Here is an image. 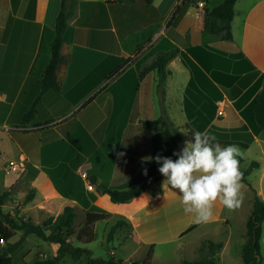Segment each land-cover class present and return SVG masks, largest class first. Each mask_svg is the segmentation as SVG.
<instances>
[{
    "label": "crops",
    "instance_id": "obj_1",
    "mask_svg": "<svg viewBox=\"0 0 264 264\" xmlns=\"http://www.w3.org/2000/svg\"><path fill=\"white\" fill-rule=\"evenodd\" d=\"M212 1L76 0L64 32L59 89L45 91L34 118L23 124L50 60L61 0H0V193L8 192L3 212L41 223L69 205L78 230L86 211H107L96 203L102 189L152 180L121 206L123 239L135 243L127 262L143 259L150 246L152 264L158 247L167 257L188 249L186 258H193L202 242L181 240L183 233L193 226L190 232L206 228L199 237L210 240L213 228L230 226L231 218L219 200L207 221L185 213L181 194L164 183L163 175L154 179L159 165L148 159L174 158L173 152L191 139V130L182 131L187 129L233 141L259 161L263 170L253 188L264 199V128L253 116L254 99L264 88V0L235 2L231 39L205 30L204 8L219 4ZM177 6L184 7L183 14L175 13ZM147 28L153 33H142ZM173 48L185 52L205 78L192 74L179 54L167 62L162 87L156 69L140 77L158 52ZM168 121L179 136L171 138ZM10 160L19 164L6 171ZM84 165L92 190L79 174ZM229 239L227 231L216 260ZM260 245L264 264V222ZM50 248L57 251L54 243ZM182 254L176 259L183 260Z\"/></svg>",
    "mask_w": 264,
    "mask_h": 264
},
{
    "label": "trees",
    "instance_id": "obj_2",
    "mask_svg": "<svg viewBox=\"0 0 264 264\" xmlns=\"http://www.w3.org/2000/svg\"><path fill=\"white\" fill-rule=\"evenodd\" d=\"M144 1L147 4H150L152 2V0ZM236 1L237 0H222V2L216 6H206L204 8L205 30L213 34H217L223 39H231L232 35L230 25L233 17V8ZM75 6L76 0H61L60 10L55 19L54 37L50 44V60L42 72L41 88L39 94L22 118L23 124L31 121L34 118L36 113V106L45 91L51 88L56 90L59 89L57 73L61 65H63L66 61L65 56L62 54L64 32L67 28L68 20L74 12ZM179 9L180 7L177 6L175 13L178 12ZM142 33L152 34L153 29L147 28ZM177 54L180 55L182 63L187 68H189L192 74L197 73L201 76H204L205 78L203 72L200 71L198 66L190 59V57L185 52H181L178 48L158 52L153 62L140 71V77L145 75V73H147L149 70L156 69L159 75L158 86L162 87V84L166 78L165 66L167 62ZM121 68L122 66L117 68L114 73L119 72ZM189 84H192V79H190ZM91 99L92 98H90V100ZM253 116L256 124L260 128H264V88H262V90L254 99ZM155 122V120L145 122V125H153ZM168 130L171 138L179 136L177 128H175L169 121ZM217 140L220 141L221 144L235 143L228 140ZM249 141L250 140H248V143ZM242 146L246 147V144H242ZM180 149H178L177 151H179ZM176 158L177 157L175 156L173 159ZM241 161L242 159L240 157V163ZM256 167H258V163L256 161H252L247 169H240L242 173L241 179L243 181H246L247 175L253 168ZM161 175V173L157 174L154 179H158V177H160ZM92 181L93 179H91V182ZM151 181H146L141 184L120 190L106 188L102 189L101 192L108 195L109 198L114 202L125 203L144 191L150 185ZM7 195L8 192L6 191L0 193V239L4 241L5 245L1 246L0 243V264H13L9 252L14 249L16 243H10L9 241L17 231H21L24 236L33 234L47 242L57 244V251L54 256L45 259L37 257L31 264H58L66 254L70 255L75 260L84 256L87 263L89 264L123 263V260L115 259L111 252H108V255L106 257H95L93 256L91 249L82 246H75V244L71 240V238L74 236V239L79 242L87 243L92 241L96 235L94 231L95 222L107 219L110 216L109 212L100 209L99 207H94L93 209L86 211L82 226L78 230H75L74 219L76 215L73 207L66 205L64 206L61 213H59L56 217H49L41 223H35L30 218L23 219L20 216H13L8 212H3L2 205ZM263 222L264 199H261L255 192L253 195L252 209L246 221L245 241L241 250V258L243 264H260L261 262L262 256L260 251V239L262 234ZM124 223L125 221L123 220H117L109 230L108 239H112L115 230L117 228H120ZM193 228L194 226L187 229L183 234L187 233ZM222 246L223 243L221 241L214 242L211 240H205L199 247L200 251L207 252L205 257L192 260L185 259L181 262V264H217L216 255L222 248ZM152 249V246H150L146 256L143 259L137 261H129L126 264H150Z\"/></svg>",
    "mask_w": 264,
    "mask_h": 264
},
{
    "label": "rangeland",
    "instance_id": "obj_3",
    "mask_svg": "<svg viewBox=\"0 0 264 264\" xmlns=\"http://www.w3.org/2000/svg\"><path fill=\"white\" fill-rule=\"evenodd\" d=\"M208 1V0H204ZM221 0H213V4L220 3ZM187 1H185L186 3ZM184 7H180V11L178 14H183ZM256 145H254L253 148H255ZM179 147V146H178ZM241 148V147H240ZM243 161L240 163V169L245 170L249 167L250 163L252 162L251 158H248L247 155L243 152L241 149ZM258 162L260 165V162L257 160H254ZM8 162V161H7ZM7 162L5 165H7ZM261 170H263V167H256L251 170V172L247 175L246 181H243L240 179V204L239 206L228 209L225 207L224 212L229 215L231 218L230 226H220L217 228H213L211 234L212 238H208L212 241H224V239L227 238V231L230 233V239L229 243L223 252L222 256H217V264H243L242 258H241V250H242V242L245 239V229H246V220L247 217L250 215V201L249 198L253 201V195L256 192V190L253 188L255 185L258 184L259 181V175ZM2 173H0L1 175ZM138 185V184H137ZM263 187H264V177H263ZM100 190V189H98ZM1 191V189H0ZM251 201V202H252ZM96 203L99 204L101 207L106 209L111 213L110 217L107 219L99 220L94 225V231H95V238L87 243L83 242H77L75 246H82L87 247L91 249L93 256L95 257H106L108 255V252L113 250L115 252L114 257L115 259H121L123 260L122 264L127 263L126 255H128L132 249L135 247V243L133 241H126L123 239L125 227L123 228H117L115 230V233L113 234L114 238L108 239V233L111 229L112 225L116 223L117 220L120 219L119 213L123 212L124 210L121 208L122 203L114 202L112 201L107 195H101L99 198L96 199ZM75 222H78L77 219H75ZM206 228L198 229L196 231L185 233L183 234V238L181 240H191L194 242H204V239H206L207 236L199 237L204 232ZM185 236V237H184ZM203 240V241H202ZM11 243H16V246L14 249L9 252V255L12 259L13 264H31L37 257L40 256L39 253H43L44 256H41V259L45 258H51L54 256V254L51 251L50 246L53 245V243L47 242L36 235L30 234L27 236H24L21 231H17L16 235L13 236L10 239ZM176 244V243H174ZM1 245H3L1 243ZM55 246L57 244L54 243ZM175 247V246H173ZM200 247V246H199ZM199 247L197 248V254L194 255L193 258L189 256V258H186L187 255L190 254L189 250H177L175 253L171 252L169 257L164 256V252L167 250L164 248L158 247L159 251H157V257L154 261V264H181L183 260H192V259H199L202 257H205L207 254L206 251H200ZM184 253V254H182ZM182 254L183 260H177L176 258L178 255ZM141 255V251H137L135 256L139 259V256ZM196 256V257H195ZM58 264H89L87 263L84 256L81 258L75 260L70 255L66 254L63 256V258L60 260ZM150 264H152L150 262Z\"/></svg>",
    "mask_w": 264,
    "mask_h": 264
},
{
    "label": "clouds",
    "instance_id": "obj_4",
    "mask_svg": "<svg viewBox=\"0 0 264 264\" xmlns=\"http://www.w3.org/2000/svg\"><path fill=\"white\" fill-rule=\"evenodd\" d=\"M189 130L192 138L173 152L176 159L163 155L148 159L157 162L164 183L181 194L184 212L195 213L197 221H207L217 200L228 209L239 206L242 152L238 144L222 145L205 131H182L187 135Z\"/></svg>",
    "mask_w": 264,
    "mask_h": 264
},
{
    "label": "built area",
    "instance_id": "obj_5",
    "mask_svg": "<svg viewBox=\"0 0 264 264\" xmlns=\"http://www.w3.org/2000/svg\"><path fill=\"white\" fill-rule=\"evenodd\" d=\"M222 111H219V113H221ZM19 163L18 162H16V161H12V160H10V161H8L7 162V165H6V167H5V170L6 171H9V170H11V169H15V167L18 165ZM79 174H80V176L84 179V180H86L87 181V189L88 190H92L93 189V185L91 184V182L88 180V172H87V167H86V165H84V166H82L81 168H80V170H79ZM0 243H4V241L2 240V239H0Z\"/></svg>",
    "mask_w": 264,
    "mask_h": 264
},
{
    "label": "water",
    "instance_id": "obj_6",
    "mask_svg": "<svg viewBox=\"0 0 264 264\" xmlns=\"http://www.w3.org/2000/svg\"><path fill=\"white\" fill-rule=\"evenodd\" d=\"M180 148H182V145H180Z\"/></svg>",
    "mask_w": 264,
    "mask_h": 264
}]
</instances>
